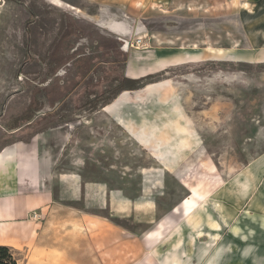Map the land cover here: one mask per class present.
<instances>
[{
	"label": "rangeland",
	"instance_id": "374dc122",
	"mask_svg": "<svg viewBox=\"0 0 264 264\" xmlns=\"http://www.w3.org/2000/svg\"><path fill=\"white\" fill-rule=\"evenodd\" d=\"M44 145L18 264H264V0H0V194Z\"/></svg>",
	"mask_w": 264,
	"mask_h": 264
},
{
	"label": "crops",
	"instance_id": "0c3cea01",
	"mask_svg": "<svg viewBox=\"0 0 264 264\" xmlns=\"http://www.w3.org/2000/svg\"><path fill=\"white\" fill-rule=\"evenodd\" d=\"M82 1L85 2L87 0ZM39 136L40 134L33 138V142L36 141V139H39ZM39 141L34 143L37 145ZM55 158L56 157L50 153L49 146L44 145L41 149L40 157L35 159L33 162L35 170H33L34 176L31 174L32 177L30 178V183L24 187V189H21L25 182V173L31 165L30 163V165H28L27 158L23 164L25 166H22V169L16 178V183L18 184L16 192L12 194H0V244L8 245L12 249H17V247L27 248L29 245L27 242V236L30 235L33 230V226L30 224L27 226L26 223H21L20 220H23V217L26 215L28 209L31 210L34 207V203L33 201H29L30 206H28L25 196L27 192H29L32 197L48 192L47 188L49 187L52 179L51 169L56 164L54 161ZM39 187H45L46 189L41 190ZM175 208L176 206L174 209ZM174 209L168 215L161 217L155 222V224L162 221L165 222L168 218L171 219L170 214H173ZM155 229L156 228L153 229V227H149L143 232L142 237L147 241L148 245L149 243H152L150 237L155 233ZM33 246H37V243H34ZM149 255L152 256L151 253Z\"/></svg>",
	"mask_w": 264,
	"mask_h": 264
},
{
	"label": "trees",
	"instance_id": "16d2710c",
	"mask_svg": "<svg viewBox=\"0 0 264 264\" xmlns=\"http://www.w3.org/2000/svg\"><path fill=\"white\" fill-rule=\"evenodd\" d=\"M127 87H134L133 83H136L137 80L127 79ZM18 257L14 253L13 249L8 245L0 244V264H18Z\"/></svg>",
	"mask_w": 264,
	"mask_h": 264
},
{
	"label": "bare ground",
	"instance_id": "6f19581e",
	"mask_svg": "<svg viewBox=\"0 0 264 264\" xmlns=\"http://www.w3.org/2000/svg\"><path fill=\"white\" fill-rule=\"evenodd\" d=\"M260 208H261L260 210H261L262 212H264V207H263V205H262ZM194 210H195V209H193L192 211H188V212L186 213V215H187V216H191V215L194 213ZM193 216H194V215H193ZM191 217H192V216H191ZM193 219H194V218H193ZM191 220H192V219H191ZM192 221H193V220H192ZM191 223H192V222H191ZM195 223H197V222H195Z\"/></svg>",
	"mask_w": 264,
	"mask_h": 264
}]
</instances>
